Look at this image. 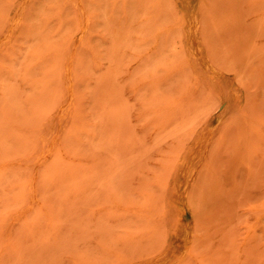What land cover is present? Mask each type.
<instances>
[{"label": "rangeland", "instance_id": "rangeland-1", "mask_svg": "<svg viewBox=\"0 0 264 264\" xmlns=\"http://www.w3.org/2000/svg\"><path fill=\"white\" fill-rule=\"evenodd\" d=\"M206 1L0 0V264H264V0Z\"/></svg>", "mask_w": 264, "mask_h": 264}, {"label": "bare ground", "instance_id": "bare-ground-1", "mask_svg": "<svg viewBox=\"0 0 264 264\" xmlns=\"http://www.w3.org/2000/svg\"><path fill=\"white\" fill-rule=\"evenodd\" d=\"M207 1H208V0H207ZM207 1H206V2H207ZM230 1H231V0H230ZM208 2H209V1H208ZM240 2H241V1H240ZM210 3H211V2H210ZM203 4H204V3H203ZM208 4H209V3H208ZM229 4H231V3L229 2ZM229 4H228V5H229ZM232 4H233V3H232ZM232 4H231V6H232ZM240 4H241V3H239V6H240ZM209 5H210V4H209ZM206 6H208V5L206 4ZM233 7H234V6H233ZM233 7H232V9H233ZM207 8H208V7H207ZM226 8H227V5H226ZM225 10H226V9H224L223 14H224ZM227 10L229 11V10H231V8H230V9L228 8ZM227 10H226V11H227ZM233 10H234V9H233ZM206 11H207V12L209 11V13H210V10L207 9ZM206 11H205V12H206ZM225 13H226V12H225ZM230 13H231V12H230ZM230 13L228 12V14H230ZM237 13H239V12L237 11ZM210 14H211V16H213L212 13H210ZM207 15H209V14L207 13ZM226 15H227V13H226ZM226 15H225V18H226ZM230 15H231V14H230ZM230 15H229V16H230ZM234 15H236V14H234ZM234 15H231L232 17H230V19L233 18ZM209 16H210V15H209ZM209 16H208V17H209ZM236 16H237V15H236ZM236 16H235V17H236ZM240 16H241V15H240V13H239L238 18H240ZM222 17H224V16H222ZM222 17H221V18H222ZM235 17H234L233 19H235ZM242 17H243V16H242ZM209 18H211V17H209ZM212 18H213V17H212ZM227 18L229 19V17H227ZM227 18H226V19H227ZM214 20H216V19H211V21H214ZM223 20H224V18H223ZM223 20H222V21H223ZM196 21H197V20H195L194 22H196ZM218 21H219V20H218ZM218 21H216V24H219ZM222 21H221L220 23H222ZM226 21H227V23L230 22V21H228V20H226ZM226 21H225V22H226ZM232 21H233V20H232ZM232 21L230 22V24H232ZM239 21H240V23L242 22V20H240V19H239ZM209 22H210V20H209ZM214 22H215V21H214ZM234 22H235V21H234ZM234 22H233V23H234ZM242 23H243V22H242ZM197 24H198V22L194 23V28H197ZM211 24H214V23L212 22ZM211 24H210V26H211ZM237 24H238V21H237ZM220 25H221V24H219V26H220ZM228 25H229V24H228ZM222 26H223V25H222ZM222 26H220V28L217 29V30L220 31V29H221ZM235 26H236V25H235ZM213 27H214V25H213L211 28H213ZM238 27L240 28L241 26H238ZM238 27H237L235 30H237ZM244 27H246V26H244ZM244 27H242V28H244ZM216 28H218V27H216ZM213 30H214V34H216V33H215V29H213ZM217 30H216V32L218 33ZM221 30H222V29H221ZM235 30H234V31H235ZM238 30H239V29H238ZM238 30H237V32H238ZM246 30H247V29H246ZM185 31L187 32V34H186L187 37H190V36H191V33L187 30V28H186ZM235 32H236V31H235ZM237 32H236V33H237ZM239 32H240V31H239ZM239 32H238V33H239ZM244 32H246V31H244ZM248 32H249V31H248ZM251 33H252V32H251ZM255 33H257V32H255ZM219 34L221 35V32H220ZM246 34H247V33H246ZM246 34L244 35V34L242 33V35H244L245 38L247 39L248 36H247ZM216 35H217V34H216ZM222 35H223V34H222ZM248 35H249V34H248ZM253 35H254V33H253ZM224 36H226V35H223V38L226 39ZM240 36H241V35H239V37H240ZM254 36H258V34L254 35ZM216 37H217V36H216ZM219 37H220V36L218 35V38H219ZM228 37H229V36H228ZM228 37H227V38H228ZM237 37H238V34H237ZM220 38H221V37H220ZM223 38H222V39H223ZM235 38H236V37H235ZM255 38H256V37H255ZM257 38H258V37H257ZM238 39H239V38H238ZM252 39H253V38H252ZM253 40L255 41L256 39H253ZM253 40H252L250 43H252ZM248 41H249V40H248ZM189 42H190V40H189ZM236 42L238 43L237 38H236V41H235V45H237ZM242 42H245V41H242ZM233 45H234V44H233ZM244 45H245V44H244ZM251 45H252V48H254V47H253L254 45H253V44H251ZM251 45H250V50H252V49H251ZM192 46L194 47L193 50H192V54L195 55V56L201 55V50H200V48L197 46V44H196V43H193V45H189V44H188L189 50L192 49ZM225 46H226V45H224L223 47H225ZM227 46H228V45H227ZM242 46H243V45H242ZM245 46H247V45H245ZM232 47H233V46H232ZM236 47H237V46H236ZM238 47H239V46H238ZM247 47H249V46H247ZM227 48H228V47H227ZM229 48H230V47H229ZM233 48H234V47H233ZM233 48H232V50H233ZM243 48H244V47H243ZM223 49H224V48H223ZM230 49H231V48H230ZM241 49H242V48H241ZM242 50H243V49H242ZM244 50H246V48H245ZM224 51H225V53L227 52V51H226V48H225ZM228 51H229V49H228ZM233 51H235V50H233ZM236 51H237V50H236ZM248 51H249V50H248ZM242 52H243V51H242ZM244 52H245V51H244ZM250 52H251V51H250ZM250 52H248V53H250ZM227 53H228V52H227ZM227 53H226V54H227ZM230 53H232V52L229 51V55H230ZM233 53H235V52H233ZM240 53H241V52H240ZM245 53H246V52H245ZM248 53H247V54H248ZM251 53H253V50H252ZM251 53H250V54H251ZM247 54H246V56H247ZM234 55H235V54H234ZM244 55H245V54H244ZM226 56H227V55H226ZM246 56L243 57V59L246 58L247 60H244L243 62L246 61V63H247V62L249 61L248 59H250L249 56H252V54H251V55L248 54V57H249V58H247ZM206 57H207V56H206ZM228 57L230 58V56H228ZM228 57H227V58H228ZM232 58H233V57H232ZM232 58H231V59H232ZM235 58H236V55H235ZM235 58H234V59H235ZM239 58L241 59V57H239ZM239 58H238V59H239ZM206 59H209V58L207 57ZM209 60H210V59H209ZM210 61H211V60H210ZM236 61H237V60L235 59V64H236ZM240 63H242V62L240 61ZM205 64H206L207 68H209V67H210V68H213L212 65H214L213 63H212V65H211V63H210L209 61H206ZM244 64H245V63H243L242 65H244ZM238 66H239V65H237V68L240 67V66H239V67H238ZM66 69H67V68H66ZM210 70H211V69H210ZM212 70H213V69H212ZM238 70H239V69H238ZM214 71H215V69H214ZM214 71H213V72H214ZM219 72H220V71H218V73H219ZM66 73L68 74V71H67ZM68 77H70V76H68ZM104 89H105V88H104ZM106 89H107V88H106ZM106 89H105V90H106ZM101 92H102V91H101ZM105 93H106V92H105ZM70 94H71V93H70ZM69 96H70V95H69ZM70 97H71V96H70ZM66 100H67V99H66ZM64 104L66 105V102H65ZM61 106H63V104H62ZM61 106H59V107H61ZM61 108H63V107H61ZM58 109H59V108H58ZM59 110H60V109H59ZM191 179H192V178H191Z\"/></svg>", "mask_w": 264, "mask_h": 264}]
</instances>
